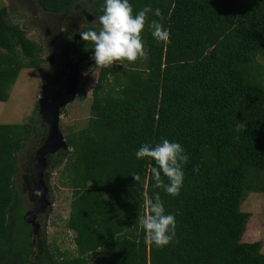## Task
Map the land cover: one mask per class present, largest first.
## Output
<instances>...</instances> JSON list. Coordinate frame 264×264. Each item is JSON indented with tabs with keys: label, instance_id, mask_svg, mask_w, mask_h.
<instances>
[{
	"label": "trees",
	"instance_id": "1",
	"mask_svg": "<svg viewBox=\"0 0 264 264\" xmlns=\"http://www.w3.org/2000/svg\"><path fill=\"white\" fill-rule=\"evenodd\" d=\"M59 15L77 0H37ZM133 13L150 4L142 30L146 59L99 67L86 127L66 136L59 183L72 192L65 228L73 253L41 246L23 222L25 198L14 181L16 154L29 124H0V264H264L262 242H242L249 193L264 192V0H130ZM104 0L90 11L102 14ZM0 8V102L23 69H38L40 45ZM153 21L170 31L152 36ZM98 26V27H96ZM101 25L85 29L99 30ZM92 41L73 48L92 59ZM179 141L189 155L178 195L156 187L144 142ZM139 174L135 180L132 175ZM167 182V177H164ZM159 192L176 214L175 236L157 247L136 222Z\"/></svg>",
	"mask_w": 264,
	"mask_h": 264
},
{
	"label": "rangeland",
	"instance_id": "2",
	"mask_svg": "<svg viewBox=\"0 0 264 264\" xmlns=\"http://www.w3.org/2000/svg\"><path fill=\"white\" fill-rule=\"evenodd\" d=\"M30 1L32 0H0V8L5 7L7 9L6 20L8 23L19 26L29 39L37 41L38 37L40 40L42 37L38 36L39 31L36 28L29 25H35L37 21L33 20L28 23L30 16L25 12V8L30 7ZM86 2L87 0H79L78 5L82 6ZM58 18H51V21L61 23L63 20ZM93 25L95 26L96 22ZM44 56L42 51L41 58ZM255 63L261 66V79H264V58L258 57ZM100 66L103 65H96L93 59L81 64V76L78 80L76 98L61 111L59 128L65 141L66 136L86 127L91 116L92 92L97 82ZM45 68L46 64L43 62L38 69H23L20 72L15 84L9 91V99L6 102H0V124H29L31 126L35 121H38V101L44 94ZM32 140L33 137L30 136L25 147L16 154L18 171L14 181L21 193L23 186L20 165L23 164L25 156L31 150ZM59 171L60 168L54 165L51 173L55 172V175H49L51 206L43 219L45 239L54 252L73 253L75 233L67 230L64 226L70 211L72 192L60 185ZM22 195L24 197V194ZM240 209L249 214L241 241L255 242L260 240L263 243L262 252L264 254V192L247 194Z\"/></svg>",
	"mask_w": 264,
	"mask_h": 264
},
{
	"label": "clouds",
	"instance_id": "3",
	"mask_svg": "<svg viewBox=\"0 0 264 264\" xmlns=\"http://www.w3.org/2000/svg\"><path fill=\"white\" fill-rule=\"evenodd\" d=\"M150 12L157 17L162 15L159 7L153 9L150 4L134 14L130 0H104L102 14L96 17L101 25L99 30H77L82 40L93 42L92 59L95 64L111 65L114 61L146 59L148 52L142 30ZM151 27L152 36L157 41H169L170 31L163 24L153 21ZM135 156L154 159L151 172L156 187H163L171 195L180 193L185 175L183 166L189 161V155L179 141L161 138V142L155 145L144 142L136 149ZM49 175H55V172L50 170ZM132 176L136 181L140 179L138 173ZM164 177H167V182ZM147 203L148 211L139 215L136 222L143 228L146 242L163 247L175 236L176 214L166 211L159 192L149 197Z\"/></svg>",
	"mask_w": 264,
	"mask_h": 264
},
{
	"label": "flooded vegetation",
	"instance_id": "4",
	"mask_svg": "<svg viewBox=\"0 0 264 264\" xmlns=\"http://www.w3.org/2000/svg\"><path fill=\"white\" fill-rule=\"evenodd\" d=\"M92 1L87 0L86 3L79 6V0H77L65 8L59 15L43 10L37 0L30 1V7L25 8V12L30 16L28 23L33 20L37 21L35 22L37 25H29L36 28L39 31L38 36L42 37L41 40L38 37L36 41L45 54L42 58L46 64L43 81L44 94L42 97L49 99L56 92H66L67 88L65 86L67 85L68 78H70L69 74L74 68L75 61L80 63L79 71L81 72L82 62L73 54L72 50L75 45L83 41L79 35V31H85L86 28L97 22L96 16L90 11ZM72 10L74 11L71 12ZM54 17H59L58 19L63 21L61 23H56L54 20L51 21V18ZM70 35L71 38H69ZM47 129V125L38 116V121H35L31 125L30 134L33 137L31 150L25 156L23 164L20 165V169L22 170V193L24 197L26 195L25 212L22 220L30 230L32 244L37 247L41 246L42 236H45L43 219L51 206L49 172L62 159L63 155V152L47 155L46 166L41 175L36 177L35 168L37 163L35 154L47 137ZM43 183L44 187H47L45 196L43 187L40 186ZM47 201H49V206L42 207ZM27 213H31L28 218L30 223H26L23 219ZM32 224L37 225L36 233H33L34 227Z\"/></svg>",
	"mask_w": 264,
	"mask_h": 264
},
{
	"label": "water",
	"instance_id": "5",
	"mask_svg": "<svg viewBox=\"0 0 264 264\" xmlns=\"http://www.w3.org/2000/svg\"><path fill=\"white\" fill-rule=\"evenodd\" d=\"M80 63L75 61L74 68L72 72L69 74L67 88L65 93L56 92L49 99L42 97L38 101V110L37 115L41 118V120L47 125V137L44 140L42 146L36 151V163L37 166L35 168V175L39 177L46 166V156L52 155L57 152H66L68 150V144L65 141L60 128L59 122L61 117V110L73 102L77 95L78 90V79L80 77L81 72L79 71ZM43 188V193L45 196V192L47 191V187ZM49 206V201L43 204L42 207ZM31 213H27L24 216V221L26 223H30L28 218ZM33 225V233L37 231V225Z\"/></svg>",
	"mask_w": 264,
	"mask_h": 264
}]
</instances>
